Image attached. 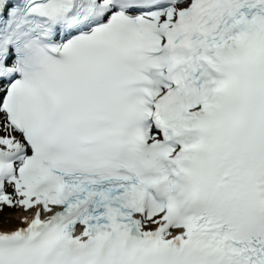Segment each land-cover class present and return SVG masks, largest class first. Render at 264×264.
Listing matches in <instances>:
<instances>
[{
    "label": "snow or ice",
    "instance_id": "6c2138e0",
    "mask_svg": "<svg viewBox=\"0 0 264 264\" xmlns=\"http://www.w3.org/2000/svg\"><path fill=\"white\" fill-rule=\"evenodd\" d=\"M0 264H264V0H0Z\"/></svg>",
    "mask_w": 264,
    "mask_h": 264
},
{
    "label": "bare ground",
    "instance_id": "6f19581e",
    "mask_svg": "<svg viewBox=\"0 0 264 264\" xmlns=\"http://www.w3.org/2000/svg\"><path fill=\"white\" fill-rule=\"evenodd\" d=\"M18 214H16L15 216H6V218H13V222H12V227H16V226H20V227H24L25 225H22V224H19V221L17 219H15V217L17 216Z\"/></svg>",
    "mask_w": 264,
    "mask_h": 264
},
{
    "label": "rangeland",
    "instance_id": "374dc122",
    "mask_svg": "<svg viewBox=\"0 0 264 264\" xmlns=\"http://www.w3.org/2000/svg\"><path fill=\"white\" fill-rule=\"evenodd\" d=\"M17 213L15 212H12V211H9V210H6V213H5V216H15Z\"/></svg>",
    "mask_w": 264,
    "mask_h": 264
}]
</instances>
